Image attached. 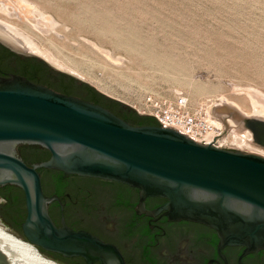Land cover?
<instances>
[{
  "label": "water",
  "instance_id": "water-1",
  "mask_svg": "<svg viewBox=\"0 0 264 264\" xmlns=\"http://www.w3.org/2000/svg\"><path fill=\"white\" fill-rule=\"evenodd\" d=\"M0 28L12 35L4 25ZM0 46L21 57L33 56L22 44L14 46L1 37ZM9 66L8 75L0 76V188L15 186L24 199L17 197L11 206L0 203L3 231L29 243L41 257L56 264L62 263L47 254L79 257L86 264H124L114 246L71 230L63 219L56 228L48 206L54 201L61 206V202L55 195H44L38 173L44 169L136 189L137 215L162 213L169 222L206 226L217 236L218 251L227 246L243 247V256L264 251L262 156L196 143L124 105L157 123L132 126L107 107L89 102L90 96L78 86L72 95H65L60 89L67 82L57 76H44L49 86L35 84L17 74V63ZM20 145L39 147L49 158L29 167L16 152ZM49 176L44 174L46 191H50ZM90 187L99 205V220L118 228L128 214L112 210V206L123 190L97 183ZM147 198L166 202L148 212Z\"/></svg>",
  "mask_w": 264,
  "mask_h": 264
},
{
  "label": "rangeland",
  "instance_id": "rangeland-1",
  "mask_svg": "<svg viewBox=\"0 0 264 264\" xmlns=\"http://www.w3.org/2000/svg\"><path fill=\"white\" fill-rule=\"evenodd\" d=\"M0 24L31 57L139 116L148 95L241 115L251 95L264 102V0H0ZM245 117L234 122L264 149V119Z\"/></svg>",
  "mask_w": 264,
  "mask_h": 264
},
{
  "label": "flooded vegetation",
  "instance_id": "flooded-vegetation-1",
  "mask_svg": "<svg viewBox=\"0 0 264 264\" xmlns=\"http://www.w3.org/2000/svg\"><path fill=\"white\" fill-rule=\"evenodd\" d=\"M16 152L30 167L39 161L38 158L43 153V149L20 145ZM38 173L44 195L48 197L55 195L61 202V206L56 201L48 206L49 216L56 228L61 227L63 219L65 225L71 230L86 232L105 244L114 246L122 255L124 264H264V251L245 256H243L244 248L240 246H227L218 251L217 236L206 226L186 221L169 222L162 213L153 217L146 214L137 215L135 207L138 203V191L136 189L114 182L77 176H64V179L58 183L60 172L50 170V172L41 173L38 170ZM44 174L50 175L48 177L50 191L45 189ZM80 178L88 179L86 181L89 184H83L88 189H84L76 198L74 189L80 182L82 184ZM93 183L119 187L123 190L122 194L116 195L112 206V210L118 209L123 214H128V218L122 220L118 228L115 229L113 225L99 220V205L94 201L95 191L90 187ZM5 188L14 189L10 198L24 199L22 191L15 186L0 188V199H5ZM165 202L161 198H147L144 201L145 209L153 212ZM47 256L62 264H86L79 257L63 258L57 254H47Z\"/></svg>",
  "mask_w": 264,
  "mask_h": 264
},
{
  "label": "built area",
  "instance_id": "built-area-1",
  "mask_svg": "<svg viewBox=\"0 0 264 264\" xmlns=\"http://www.w3.org/2000/svg\"><path fill=\"white\" fill-rule=\"evenodd\" d=\"M138 114L151 116L162 128L174 129L202 145L211 144L221 149L225 146L233 149L235 146L224 140L229 131L225 122L215 120L206 106L193 105L184 94L172 98L148 95L141 103Z\"/></svg>",
  "mask_w": 264,
  "mask_h": 264
},
{
  "label": "trees",
  "instance_id": "trees-1",
  "mask_svg": "<svg viewBox=\"0 0 264 264\" xmlns=\"http://www.w3.org/2000/svg\"><path fill=\"white\" fill-rule=\"evenodd\" d=\"M8 63V64H7ZM17 63L18 65V71L17 74H19L22 77H25L27 80L39 84L43 83L46 86H49L46 81H44L45 75H55L57 76L62 83L67 82V86L60 89V92L65 95H72V89L75 87H80L90 96L88 99L89 102L97 105H101L104 107H107L109 111H111L114 115L121 118L125 122L129 123L132 126H138V125H155L157 126V123L148 117H139L137 116L133 111L122 105L121 103H118L116 101H113L111 99L106 98L104 95L97 92L92 87L86 85V84H80L75 79L69 78L64 74H56L46 63L39 60L36 57H21L18 56L10 51H8L6 48L0 46V76H7V71H10V64ZM49 157V153L47 151L43 150V153L38 158L39 161H46ZM37 162V163H38ZM41 173L43 172H50V170H39ZM64 179V175L62 173L59 174L58 183ZM82 181V184H78L75 186V194L74 196L77 198L81 193L84 191V189H88L86 185L89 184L88 179H79ZM83 181H86L83 183ZM100 182V181H95ZM92 183V182H91ZM86 184V185H83ZM13 188H5V194L4 200L7 204V206H11L17 201L18 198H10L9 196L13 193ZM21 225V224H20ZM17 226L18 228L20 227ZM21 231V229H20ZM21 234V233H20ZM40 251V249H38ZM40 253L43 254L42 251Z\"/></svg>",
  "mask_w": 264,
  "mask_h": 264
},
{
  "label": "bare ground",
  "instance_id": "bare-ground-1",
  "mask_svg": "<svg viewBox=\"0 0 264 264\" xmlns=\"http://www.w3.org/2000/svg\"><path fill=\"white\" fill-rule=\"evenodd\" d=\"M29 10H32V9L29 6H24V11L20 13L22 14L21 17L29 16L31 14L30 13L28 15ZM29 12H32V11H29ZM9 30L11 31V29ZM5 32H6L5 30L0 28L1 38L5 39L8 43L14 46H17V45L19 46L21 44L19 40L17 41L15 39H11L7 37L6 35H2V33H5ZM251 99H252L251 101L252 110L250 114L242 113L241 115V112L239 114L237 113V111H235V109L228 107L226 105L224 106L222 105L221 107H218L215 105L216 108L213 109L212 114L215 118L217 117L216 119L214 118L215 120H218V116L223 118V116H225L224 114H228V117L230 118L229 120L227 117H225L222 120L223 122H225L227 129H229L230 127L228 131V136L224 140H227V142L234 144L236 146L244 147L249 151V153H254L264 158V149H262L255 143L252 137V133L249 132L248 130L245 132L241 131V129H243L242 124H240L239 122H236V123H239V124H236L234 122V119L236 121H238V119L239 121H243V119H241L242 117H244V119L247 120L245 116H251V115L264 119V102L255 95H251ZM222 103L225 104L223 101H221V104ZM135 107L136 106H134L133 108ZM210 111L212 112V110ZM241 133H244V134L241 136ZM2 229L3 227L0 226V264H56L50 261L49 259H45L41 257L38 251L36 250V248H34L29 243L19 240L18 238L3 231Z\"/></svg>",
  "mask_w": 264,
  "mask_h": 264
}]
</instances>
